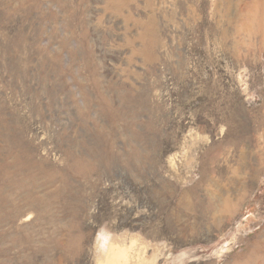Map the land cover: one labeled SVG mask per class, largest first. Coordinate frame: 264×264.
<instances>
[{"label": "rangeland", "instance_id": "374dc122", "mask_svg": "<svg viewBox=\"0 0 264 264\" xmlns=\"http://www.w3.org/2000/svg\"><path fill=\"white\" fill-rule=\"evenodd\" d=\"M120 258L264 264V0H0V264Z\"/></svg>", "mask_w": 264, "mask_h": 264}, {"label": "bare ground", "instance_id": "6f19581e", "mask_svg": "<svg viewBox=\"0 0 264 264\" xmlns=\"http://www.w3.org/2000/svg\"><path fill=\"white\" fill-rule=\"evenodd\" d=\"M109 240H110V238H108V239H104L103 240V245L104 246H107L108 245V243H109ZM107 242V243H106ZM124 254V252L122 251V252H120V255H123ZM118 261H120L122 264L124 263V260H123V258H120Z\"/></svg>", "mask_w": 264, "mask_h": 264}]
</instances>
